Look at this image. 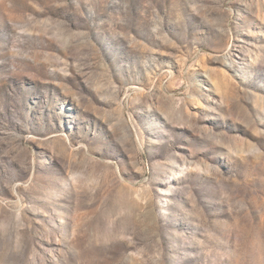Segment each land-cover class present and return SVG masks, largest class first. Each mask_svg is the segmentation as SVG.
<instances>
[{"label": "rangeland", "instance_id": "1", "mask_svg": "<svg viewBox=\"0 0 264 264\" xmlns=\"http://www.w3.org/2000/svg\"><path fill=\"white\" fill-rule=\"evenodd\" d=\"M0 264H264V0H0Z\"/></svg>", "mask_w": 264, "mask_h": 264}]
</instances>
